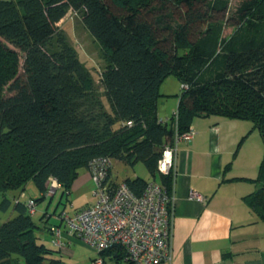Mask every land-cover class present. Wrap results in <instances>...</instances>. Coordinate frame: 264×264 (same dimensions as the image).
Here are the masks:
<instances>
[{"label": "trees", "instance_id": "trees-1", "mask_svg": "<svg viewBox=\"0 0 264 264\" xmlns=\"http://www.w3.org/2000/svg\"><path fill=\"white\" fill-rule=\"evenodd\" d=\"M231 1L0 0V208L13 202L15 211L0 223V264H61L51 227L64 209L50 223L46 208L36 222L37 207L29 214L20 197L29 183L37 205L56 193L45 195L50 177L69 195L78 170L108 156L145 164L150 179L122 180L134 193L150 180L171 191L174 172H159L158 159L198 116L250 120L264 139V0ZM68 9L100 45L110 111L71 46H51ZM169 75L181 83L176 126L157 114ZM240 179L259 184L242 198L264 221V154L256 177ZM124 254L121 246L102 252L116 264Z\"/></svg>", "mask_w": 264, "mask_h": 264}, {"label": "crops", "instance_id": "crops-1", "mask_svg": "<svg viewBox=\"0 0 264 264\" xmlns=\"http://www.w3.org/2000/svg\"><path fill=\"white\" fill-rule=\"evenodd\" d=\"M161 85L157 114L167 120L162 106L171 100L170 110L176 111L180 91L161 89ZM190 128L194 130L191 137L176 144L171 189L172 257L170 262L157 264H264V221L242 198L258 183L240 179L257 175L264 154L260 131L250 120L217 115L195 117ZM110 178L124 180L114 175L113 167ZM92 188L87 168L83 172L79 169L69 194L77 189L92 193ZM191 192L205 199L196 200L190 197ZM104 259L116 264L111 256Z\"/></svg>", "mask_w": 264, "mask_h": 264}, {"label": "built area", "instance_id": "built-area-1", "mask_svg": "<svg viewBox=\"0 0 264 264\" xmlns=\"http://www.w3.org/2000/svg\"><path fill=\"white\" fill-rule=\"evenodd\" d=\"M176 111L172 115L175 126ZM127 123L131 125V121ZM193 133L191 128L182 134L175 133L173 144L166 145L158 159L159 172H174L176 144ZM112 165L113 160L108 156L89 160L87 169L93 182L94 202L73 213L63 210L57 214L55 217L62 224L51 227L52 244L62 254H70L66 236H77L96 251L93 264H105L102 252L113 246L123 247V264L170 262L171 191L162 183L150 180L143 191L136 194L124 181L111 180ZM46 187L45 195L52 196L60 185L50 177ZM26 193L21 192L20 197H26L28 213L33 215L37 204L31 197L32 191ZM190 197L199 201L205 199L197 192H191Z\"/></svg>", "mask_w": 264, "mask_h": 264}, {"label": "rangeland", "instance_id": "rangeland-1", "mask_svg": "<svg viewBox=\"0 0 264 264\" xmlns=\"http://www.w3.org/2000/svg\"><path fill=\"white\" fill-rule=\"evenodd\" d=\"M237 1L238 0H232L231 4L234 6ZM57 24L58 28L51 43L52 48H58V40L60 39H64L66 43L71 46L79 60L90 72L94 82V90L98 96V99L103 104V106L108 111H110L109 103L105 98L103 87L100 82V72L106 66V60L103 56L100 45L83 25L82 14L72 9H68L65 16ZM162 88H166L167 90L176 93L181 91V83L175 75H169L163 80L161 89ZM171 103L172 101L169 100L166 105L162 106V113H166L165 116H167L168 119L172 117V111H175L176 109L170 110ZM112 167L113 173L118 177V179L126 177L132 178L136 176H140L144 179L151 178L150 173L142 161H137L135 164L131 165L121 160H113ZM85 168L86 167H81L80 171L83 172ZM27 188V191L32 189L35 193H39L32 183H29ZM60 192L61 190L57 189L56 193L51 199L43 198L38 202L37 213L33 216V219L36 222L39 221L40 210L43 211L47 208V212L51 215L49 217V222L51 223L56 221L54 220L52 214L53 212L58 213L61 209L72 212L75 209H80L85 205L92 204L94 200V196L92 195L91 191L86 189H77L75 193L73 192V194L63 196H61ZM2 197L3 194L0 192V203ZM8 197L12 199V194L9 193ZM13 205V202H11L10 206L6 210H2L0 208V223L5 222L7 219L15 215ZM43 239L45 242L49 243L47 235L44 234ZM69 245L71 249L70 254H57L61 260V264H93V259L95 256H97V253L81 238L77 236H71L69 239ZM13 256L16 255L13 254ZM105 262V264H114L112 261H109V259H105Z\"/></svg>", "mask_w": 264, "mask_h": 264}]
</instances>
